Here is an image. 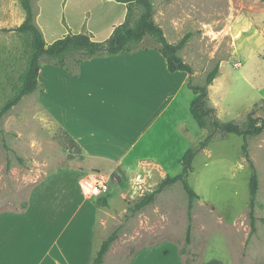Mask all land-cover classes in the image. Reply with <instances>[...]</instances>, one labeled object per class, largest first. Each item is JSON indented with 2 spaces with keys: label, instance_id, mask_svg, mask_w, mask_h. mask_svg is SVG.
I'll return each mask as SVG.
<instances>
[{
  "label": "rangeland",
  "instance_id": "rangeland-1",
  "mask_svg": "<svg viewBox=\"0 0 264 264\" xmlns=\"http://www.w3.org/2000/svg\"><path fill=\"white\" fill-rule=\"evenodd\" d=\"M153 2L161 20L178 21L179 33L174 35L177 42L190 34L179 54L193 66L194 84H204L208 72L217 65L222 68L225 91L217 98L220 105L217 116L244 125L248 112L256 109L255 116L264 120V0ZM5 8L0 10V107L13 94V85L25 70L29 49L27 35L11 30L20 23L22 12L25 14L20 1L6 0ZM154 43L148 36L143 46ZM235 62L241 66L236 67ZM186 112L187 127L191 125L190 133L197 141H192L193 147L198 148L210 129L200 127L190 111ZM176 130L181 128L178 125L171 128V132ZM163 131L158 129L154 133V139L160 143L170 137ZM244 144L259 177L257 231L250 238L252 170ZM147 162L150 160L137 163L133 175L104 171L110 177V190L105 195L109 205H98L99 198H88L81 186L84 178H93L97 164L72 145L61 127L39 105L35 93L24 96L0 120V215L21 211L35 186L63 168L67 172L54 177L51 193L58 197L57 181L67 176L73 199L77 200L76 207L68 212L73 215L69 226L58 223L46 230L41 214L46 209L49 215L54 213L40 203L38 191L35 192L36 205L32 211L20 215L19 220L35 226L29 228L34 230L29 239L33 253L24 264H51L59 246L71 239L74 230L72 240L80 238V245L89 251L100 247L104 239L117 231L118 237L111 244L104 264H129L141 248L153 244L168 249L156 252L152 260L156 264H183L178 247L189 263L218 259L225 264H264L248 259L249 255H261L264 251V130L246 139L217 131L208 146L196 154L188 181L200 199L194 202L190 244L186 243L188 196L180 181L165 188L152 204L140 211L133 210L137 200L155 190L167 175L174 176L178 171L176 167L166 174L162 168H146ZM140 175L145 179L142 189L135 183ZM64 210L61 208L67 213ZM26 211L27 208L23 212ZM3 222L0 232L15 230L17 221ZM22 245L27 247L25 241ZM80 245L78 248L82 250ZM25 251L23 248V255Z\"/></svg>",
  "mask_w": 264,
  "mask_h": 264
},
{
  "label": "crops",
  "instance_id": "crops-1",
  "mask_svg": "<svg viewBox=\"0 0 264 264\" xmlns=\"http://www.w3.org/2000/svg\"><path fill=\"white\" fill-rule=\"evenodd\" d=\"M5 2L0 0V10L6 9ZM33 5L36 22L47 43L81 32L92 34L96 40H106L127 15V4L116 0H33ZM154 17L163 27L168 40L176 43L174 35L179 33L178 21L161 20L156 11ZM24 19L22 12L18 26ZM38 79L41 89L35 94L39 105L75 140L82 148V154L97 164L93 177L106 175L104 171L108 170L136 174L137 163L143 160H150L166 174L176 167V175L182 172L179 171L183 169L180 160L184 152L193 147L195 139L190 133L191 125L187 127L186 116L195 95L188 85L190 74L183 70L170 71L167 59L155 45H142L132 51L85 59L76 78L71 77L65 68L42 62ZM224 79L221 68L218 77L209 86L210 102L217 112L220 108L217 98H221L225 91ZM176 125L181 130L171 132ZM158 129L169 133L166 142L154 139ZM66 172L64 168L59 169L35 186L40 203L54 213L49 215L46 209L41 214L46 230L58 223L67 227L73 218L68 212L76 207L77 200L73 199L69 177L62 176L57 181V198L56 193H51L54 177ZM35 192L31 193L26 212L22 209L18 213L0 215V225L5 224L3 221H17L14 231L0 232V264H24L33 253L29 239L34 230L29 228L35 226L30 222L20 223L19 220L22 219L20 215L32 211L36 205ZM105 195L100 198L106 199ZM98 205L101 204L98 202ZM61 208H65L67 213H63ZM100 222L104 223L103 217ZM75 234L74 230L70 234L71 239L59 246L51 264H92L101 245L89 251L86 246L80 245V238L72 240ZM23 241L27 247L22 245ZM78 244L83 247L82 250ZM23 248H26L24 255ZM159 251L168 249L159 248L157 244L147 245L129 264H156L152 260ZM178 252L183 264H206L213 260L187 263L183 250L178 247ZM107 254H110V249ZM248 257L251 262H264V251L261 255Z\"/></svg>",
  "mask_w": 264,
  "mask_h": 264
},
{
  "label": "trees",
  "instance_id": "trees-1",
  "mask_svg": "<svg viewBox=\"0 0 264 264\" xmlns=\"http://www.w3.org/2000/svg\"><path fill=\"white\" fill-rule=\"evenodd\" d=\"M19 1L25 12V19L19 26L11 30L27 35L29 44L28 57L25 70L19 77V82L13 85V94L0 107V120L17 105L24 96L40 91L41 83L39 82L38 75L42 62L52 63L65 68L71 77L76 78L79 76L80 64L83 60L97 56L115 55L121 52L138 49L143 45L148 36L154 40L155 43L153 46L155 45L167 59L170 71L183 70L190 74L188 85L195 95L190 104V112L198 125L202 128H209L210 132L206 138L200 142L198 148L190 147L184 152L180 160L183 167L181 173L174 176L167 175L158 183L155 190L143 195L133 206L134 211L142 210L146 206L152 204L156 200L157 195L165 188L180 181L188 196L189 223L186 230V243L190 244L192 242L194 202L196 199H200L199 194L188 181V176L193 171V161L196 154L200 149H204L208 146L217 131L225 134L234 133L243 136L245 139L249 136L261 134L264 130L263 118L255 116L256 109L248 112L244 125L234 120L223 121L217 116L216 108L209 103V86L220 73L219 65L208 72L204 84H194L193 78L195 70L193 66L185 61L179 54V51L185 47L190 34H186L179 42L171 43L166 37L163 27L155 20L153 0H116L127 4V15L124 22L116 26L110 37L106 40H96L92 34L81 32L67 34L56 39L52 43L46 42L44 34L36 22L37 14L34 9L33 0ZM63 131L69 137L72 145L77 147L82 153V148L65 130ZM243 149L252 170L249 181L250 201L248 211L250 238V235L257 231L256 206L258 204L259 177L256 167L248 154L246 144L243 145ZM98 201L101 205H108L107 197L106 199L99 197ZM27 207L28 203L24 205L23 209L25 210ZM117 237V231H115L102 242L92 264L104 263L105 256ZM186 262L188 263V261ZM206 264L225 263L221 260L213 259Z\"/></svg>",
  "mask_w": 264,
  "mask_h": 264
},
{
  "label": "built area",
  "instance_id": "built-area-1",
  "mask_svg": "<svg viewBox=\"0 0 264 264\" xmlns=\"http://www.w3.org/2000/svg\"><path fill=\"white\" fill-rule=\"evenodd\" d=\"M235 66L239 67L241 66L240 62H235ZM146 168L151 167V168H156L155 164L152 162H147L145 165ZM109 180L110 177L107 175H99L93 178H84L82 180V188L85 192V194L89 197H100L103 194H107L110 190L109 188ZM136 187L138 189L143 188V184L145 183V179L139 176L138 180L135 181Z\"/></svg>",
  "mask_w": 264,
  "mask_h": 264
}]
</instances>
